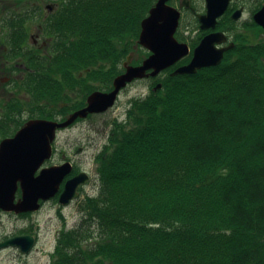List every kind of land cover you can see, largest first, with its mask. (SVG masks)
<instances>
[{"label": "trees", "instance_id": "trees-1", "mask_svg": "<svg viewBox=\"0 0 264 264\" xmlns=\"http://www.w3.org/2000/svg\"><path fill=\"white\" fill-rule=\"evenodd\" d=\"M156 1L62 0L55 56L106 72L107 55L134 51ZM235 50L196 75L167 73L112 123L97 193L58 232L50 264H264V43ZM44 94L29 119L68 112L59 91Z\"/></svg>", "mask_w": 264, "mask_h": 264}, {"label": "flooded vegetation", "instance_id": "flooded-vegetation-1", "mask_svg": "<svg viewBox=\"0 0 264 264\" xmlns=\"http://www.w3.org/2000/svg\"><path fill=\"white\" fill-rule=\"evenodd\" d=\"M61 2L62 0H0V133L16 134L30 120L25 121L26 123L20 127L21 120L19 118L23 114L22 101L31 103L33 99H36L37 94H44V92L46 93L44 95L55 94V91H59L66 99H70V94L75 97L78 93L86 90L85 95L78 102L65 101L59 104V111L69 110L64 116L61 112L58 113L55 120L66 121L71 114L87 106L90 94L98 91L106 93L112 91L114 80L118 78V75L126 72L127 66L138 67L150 55L149 51L138 43V37L134 51L128 53L127 56L125 53L122 55L123 57L117 56L116 58L112 54L107 55V62L103 63L107 67L106 72L96 76L89 77V69L87 71L77 70L79 69L76 68L77 64H74V67L60 64L61 60L57 58V55L62 38L56 32L55 24L60 20L59 16L62 13ZM207 4V0L169 1V5L181 14L175 38L181 44L188 46L190 54L160 73L159 77L172 73L180 66L188 65L195 48L208 36H213V40L216 41L215 49L223 51V62L236 56L235 49L239 45L258 44L264 39V28L257 23L256 18L258 13L264 9V0H216V10L222 7H225V10L213 20L207 15L209 12ZM31 30H33L32 33H30ZM139 49L147 51V57L142 62H137L135 55ZM130 56H132L131 62L128 60ZM108 70L111 73H108ZM150 79L154 78L138 80L149 81ZM159 83L152 84L150 89H155ZM32 108L31 110H37V105H33ZM102 114L105 113L89 114L87 118H79L69 127L88 123L87 121H92L94 117ZM99 133L102 134L103 131L100 130ZM99 133L97 131L96 134L99 135ZM89 139L90 141L94 140L91 139V135ZM93 147H98L97 140L91 143L90 149ZM103 147L104 145L101 146L95 159L101 155ZM82 151L84 149L80 147L77 153ZM102 157L106 158V155ZM67 161L73 165L74 172L71 177L82 172L89 174L86 170H78L74 159H64V162ZM90 180L88 185L92 184V177ZM84 187L79 190L80 195L83 193ZM16 194L17 201L22 195L20 189ZM58 198L57 196L53 199L58 202ZM44 204L45 202L42 203V206ZM2 212L11 216L16 214L3 209L0 210V213ZM31 214L16 215L22 218ZM29 235L23 232L0 236V246L14 237ZM33 250L28 254H23L19 247L0 248V255L10 252L16 257L24 258L30 257Z\"/></svg>", "mask_w": 264, "mask_h": 264}, {"label": "water", "instance_id": "water-1", "mask_svg": "<svg viewBox=\"0 0 264 264\" xmlns=\"http://www.w3.org/2000/svg\"><path fill=\"white\" fill-rule=\"evenodd\" d=\"M169 1L157 0L141 22L138 43L150 55L138 67L127 66L126 72L114 80L112 91L93 92L88 96L87 106L71 114L66 121L30 119L14 136L0 141V210L22 215L40 211L42 203L57 196L62 207L70 206L79 199V190L91 181L87 172L71 177L74 171L69 161L44 167L54 155L53 145L57 135L79 118L108 112L114 108L119 94L128 84L138 79L158 78L160 73L190 54L188 46L175 38L181 14L169 5ZM207 2V15L212 20L225 10V7L216 10V0ZM256 18L264 28V9ZM215 42L213 36L203 39L193 51L189 64L180 66L170 73L171 76L196 75L202 69L218 67L224 55L223 51L215 49ZM131 59L132 56L128 58L129 62ZM162 86L159 83L154 90L158 91ZM19 189L22 195L16 201ZM10 247H19L23 254H28L36 247V238L30 235L14 237L0 246L3 249Z\"/></svg>", "mask_w": 264, "mask_h": 264}, {"label": "rangeland", "instance_id": "rangeland-1", "mask_svg": "<svg viewBox=\"0 0 264 264\" xmlns=\"http://www.w3.org/2000/svg\"><path fill=\"white\" fill-rule=\"evenodd\" d=\"M60 1V0H58ZM33 30L30 31L32 33ZM264 43V39L260 41ZM137 62H142L147 57V51L139 49L135 52ZM136 62V63H137ZM168 74H163L159 79L138 80L128 85L126 90H123L114 108L109 112L94 117L92 121L88 123H80L78 126L69 127L59 131L56 142L54 144V155L48 161L44 167H51V165H60L64 162V159H74L77 164L78 170H86L92 177V184L85 186L82 190V197L73 202L70 206H60L56 199L45 202L41 210L38 212H32L31 215L18 217L16 214L0 213V236H7L13 233L26 232L31 236H36L37 246L33 250L30 257H16L10 252H4L0 255V264H50L52 255L56 247V239L58 232L63 229L66 224L67 229H73L79 224L81 219V211H79V205L87 195H95L98 188L97 180V166L98 161L95 157L98 155V151L101 150V146L107 142L106 135L109 133L112 123L117 121L118 123L124 121H130L127 116L130 110L131 102L133 99L139 97L144 98L149 94L151 86L156 85L166 78ZM86 91V90H85ZM85 91L78 93L75 97L70 94V99L66 101L78 102L81 100ZM72 99V100H71ZM24 110L23 114L19 118L21 121H27L29 117H34L38 112L32 111L28 107V102L22 101ZM112 129V128H111ZM103 131L102 134L99 131ZM98 131L99 135L96 134ZM97 136H96V135ZM97 140L98 147L90 149L91 143ZM1 136V135H0ZM89 142H91L89 144ZM82 147L84 151L77 153L78 148ZM96 190V191H95ZM66 223H65V222ZM15 254V253H14Z\"/></svg>", "mask_w": 264, "mask_h": 264}, {"label": "bare ground", "instance_id": "bare-ground-1", "mask_svg": "<svg viewBox=\"0 0 264 264\" xmlns=\"http://www.w3.org/2000/svg\"><path fill=\"white\" fill-rule=\"evenodd\" d=\"M159 78V77H158ZM158 78H154V79H157L158 80Z\"/></svg>", "mask_w": 264, "mask_h": 264}]
</instances>
